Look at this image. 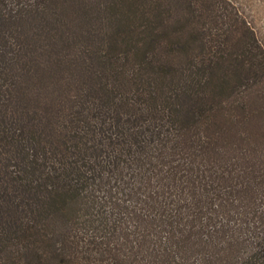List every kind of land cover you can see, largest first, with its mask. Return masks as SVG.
Here are the masks:
<instances>
[{"label": "trees", "instance_id": "obj_1", "mask_svg": "<svg viewBox=\"0 0 264 264\" xmlns=\"http://www.w3.org/2000/svg\"><path fill=\"white\" fill-rule=\"evenodd\" d=\"M0 264H264V43L231 0H0Z\"/></svg>", "mask_w": 264, "mask_h": 264}, {"label": "rangeland", "instance_id": "obj_2", "mask_svg": "<svg viewBox=\"0 0 264 264\" xmlns=\"http://www.w3.org/2000/svg\"><path fill=\"white\" fill-rule=\"evenodd\" d=\"M255 28L264 43V0H231Z\"/></svg>", "mask_w": 264, "mask_h": 264}]
</instances>
